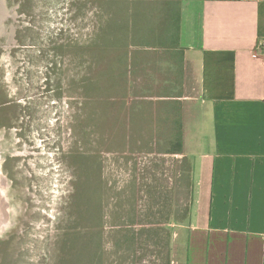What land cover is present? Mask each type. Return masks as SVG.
<instances>
[{"label":"rangeland","instance_id":"374dc122","mask_svg":"<svg viewBox=\"0 0 264 264\" xmlns=\"http://www.w3.org/2000/svg\"><path fill=\"white\" fill-rule=\"evenodd\" d=\"M106 3L0 0V264H170L187 161L122 138L89 92Z\"/></svg>","mask_w":264,"mask_h":264},{"label":"crops","instance_id":"0c3cea01","mask_svg":"<svg viewBox=\"0 0 264 264\" xmlns=\"http://www.w3.org/2000/svg\"><path fill=\"white\" fill-rule=\"evenodd\" d=\"M131 1L155 26L179 25L178 45L156 52L169 71L134 78L170 91L143 99L179 105L142 134L183 138L181 153L156 151L186 159L192 189L170 264H264V0Z\"/></svg>","mask_w":264,"mask_h":264},{"label":"trees","instance_id":"16d2710c","mask_svg":"<svg viewBox=\"0 0 264 264\" xmlns=\"http://www.w3.org/2000/svg\"><path fill=\"white\" fill-rule=\"evenodd\" d=\"M137 5V2L131 0H107L104 4L109 16L104 23L99 21L88 45L95 70V77L90 79L89 92L94 91L93 97L104 101V108L115 110L114 120L116 123L119 121L123 131L122 138L133 139L134 136V140L140 139L145 141L144 144L154 146V149L152 147L143 151L181 153V133L178 137L166 139L142 137L150 128V122L161 120L168 112L179 113V105L169 100L143 99L153 95L166 96L170 91L137 90L134 79L141 72L145 73L150 64L157 72L169 71L161 67L163 56L156 57V52L164 53L169 47L178 45L179 25H175L176 21H173L174 25H166L164 22V26H155L146 13L137 11ZM97 218L94 245L99 252L101 211L97 213Z\"/></svg>","mask_w":264,"mask_h":264},{"label":"bare ground","instance_id":"6f19581e","mask_svg":"<svg viewBox=\"0 0 264 264\" xmlns=\"http://www.w3.org/2000/svg\"><path fill=\"white\" fill-rule=\"evenodd\" d=\"M5 218H6L5 204L2 201V199H0V222H2V221L4 222Z\"/></svg>","mask_w":264,"mask_h":264}]
</instances>
